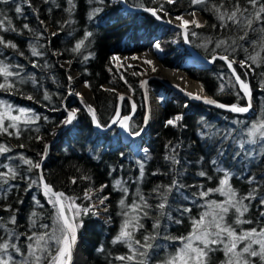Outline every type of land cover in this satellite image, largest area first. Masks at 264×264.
Segmentation results:
<instances>
[{"label":"rangeland","instance_id":"1","mask_svg":"<svg viewBox=\"0 0 264 264\" xmlns=\"http://www.w3.org/2000/svg\"><path fill=\"white\" fill-rule=\"evenodd\" d=\"M66 1L68 3V0ZM126 2L134 7L163 6L167 15L162 19L166 21H172V18L176 17L171 14L174 11L193 12L195 14L193 19L200 26H188L189 32L196 33L189 38L191 45L206 57L216 52L228 55L230 60H236L234 66L238 75L250 87L253 108L246 113H236L199 102L193 104L191 103L193 101L182 98L176 93L173 95L168 87L164 88L161 79L151 78L147 85L154 92V96H157L155 99L162 104L163 124L161 123L162 126L157 131L149 132L152 135L146 133L144 136H148L149 140L135 149L132 139L127 136L124 138L120 130L115 127L104 132L96 131L95 135L90 136L88 117L90 119L91 117L88 111L80 105L79 100L70 99L67 106L76 107L75 109L80 111L77 113L75 124L73 122L72 126L69 125L65 129L71 131V134L69 133L68 136L64 134L65 131L62 133L58 146L53 149V157L49 159L52 161L56 155L64 153L74 156L83 155L86 159L98 163L106 175L102 185L111 186L116 193L115 196H108L105 205H99L97 193L100 187L91 190L93 199L88 203L97 205L98 214L94 215L100 222L89 220L88 226L85 227L84 215L78 218L83 225L78 228L77 233L79 238L82 237L83 254L86 256L83 264H130L115 259L117 256L129 254L127 245L114 244L112 241L118 235L123 222L121 213L126 210L119 201L123 198L126 206L131 205L136 200L138 189L153 207L147 210L149 213L147 217L141 218L140 222L144 227L134 234V238L142 241L144 235H153L158 231L159 236L154 243L161 245L151 251L148 264H160L170 253H174L182 246V241L178 238L188 236L192 230V221L198 219L204 211L211 210L206 208V205L212 202L220 204L227 199L220 192L215 191L210 192L205 198L199 196L201 191L221 187L219 181L225 178V173H228V185L236 193L237 199L249 193L257 197L251 201L243 200V203L249 206V211L241 219L251 220V224L236 225L234 223L236 214L232 210L225 218L226 222L235 227L238 234L251 228L259 230L264 226V220L259 215L264 211L259 204V200L264 198V152L260 151L259 145H247L246 151L254 155V158L244 153L238 158L235 157V153L241 151L238 147L239 142L248 138L244 133L253 122L264 118V34L259 32L262 25L254 21L253 26L257 31L253 32L246 28H238L236 24L228 21L227 16L236 11V0H203L196 5H193L191 0H174V3H168L167 0H126ZM239 5L241 10L247 7L249 12H254L247 5V0H239ZM69 7L71 27L64 42L68 55L74 58L75 64L67 63L70 59H64L62 63L68 67L71 77L76 71L80 80L90 85L89 90L92 91L95 101V113L102 125L111 121L116 109L119 108L121 116L131 117L129 124L134 125L137 130L143 126L148 113L145 96L148 97L149 102L150 98L143 90L141 82L145 78L144 74L151 70V66L140 62L139 58L133 59L139 54L154 56L164 64L161 63L165 68L169 66L171 69L194 75L211 98L237 106L248 105L246 96L225 61L216 60L206 64L193 57L189 58L190 52L185 47L182 30L162 23L150 12L127 10L123 8L121 0H110V2L106 0L104 5L99 4L98 0L88 2L72 0V5ZM97 7L103 10L95 13ZM113 9L117 11L116 14L113 13ZM219 14L225 15V21L219 19ZM90 15L91 19H89ZM237 18L243 19L239 15ZM222 23L227 24V27H221ZM244 31L249 33L247 39L239 40ZM88 32L92 35L85 40V34ZM80 40H84V45L78 52H72L71 49ZM157 41L161 42L159 51L153 47ZM220 41H225V44L221 48H216V44ZM233 41H236L235 45ZM251 41H256V44L253 45ZM233 46L235 52L231 51ZM225 48L228 49L227 52ZM183 55L184 57H181ZM84 56H89V59L84 60ZM251 56H255L256 60L248 59ZM113 57L119 59L113 60ZM241 60H247L253 68H240ZM72 83L73 78L70 85ZM206 84L212 92L206 88ZM221 85H223L222 91ZM162 88L161 93L158 90ZM69 89L73 90L74 87L69 86ZM124 90L132 95L138 105L134 111L133 101L129 97H126L122 103L119 102L120 92ZM219 97H223L224 100ZM4 111H0V114L5 113ZM178 114H182L183 119L177 122L176 126H168L167 120ZM11 115L21 114L15 111L11 112ZM21 118H24L23 115ZM60 125L61 123L47 135L46 145L49 137L57 132ZM104 139L114 140L105 142ZM144 149L147 151H143ZM121 153L124 155L122 156ZM171 156H175L179 163L174 164L170 159H165ZM40 157L37 159L38 162ZM213 161L216 163L213 164ZM141 163L144 165L143 177H140ZM201 171L207 176H199ZM153 173L158 174L153 175ZM173 180L177 181L180 187H173L172 191L168 192L167 189ZM116 181H120L121 185L117 186ZM122 188L128 189L127 196ZM156 188H159L160 192H154L153 189ZM227 190L228 188L225 187V191ZM160 193L167 195V205L164 210L166 215L163 216L155 208V205L161 202ZM76 203L81 206L88 205L78 200ZM105 207L107 211L104 210ZM182 208H189L191 211L181 215ZM156 220L160 221V228L153 230L152 225ZM176 220H181V223H176ZM253 248L258 250L257 245H253ZM226 259L222 246L209 254V264H224ZM249 260L250 264H264L259 257H249Z\"/></svg>","mask_w":264,"mask_h":264},{"label":"snow or ice","instance_id":"2","mask_svg":"<svg viewBox=\"0 0 264 264\" xmlns=\"http://www.w3.org/2000/svg\"><path fill=\"white\" fill-rule=\"evenodd\" d=\"M99 4L104 5L106 0H98ZM110 2V0H108ZM168 3H174V0H167ZM203 0H191L193 5L202 3ZM16 4L14 11L18 15H23V9L21 7V3L28 5L31 7L30 0H20V3H17V0H0V4ZM68 4L72 5V0H68ZM247 5L254 10V12H249L248 8L240 9L239 0H236V11H233L231 15L227 16V20L236 24L238 28H246L253 32L257 31V29L253 26L254 21L259 22L262 26L259 28V32L264 34V0H247ZM103 9L97 7L94 11L95 13L101 12ZM147 12H150L151 15L156 19H162L163 16H166L167 13L163 9V6L160 8H145ZM71 11V9H68ZM194 17V13H192ZM238 15L243 19H238ZM0 30L4 32L12 31L16 32L17 30L11 27V19L0 13ZM251 17V18H249ZM92 16H89L91 19ZM219 19L223 22L225 21V15L219 14ZM176 21H182L179 25L181 29L184 31L181 33L183 39L187 42L190 36L196 35V33L189 32V25H196L199 27L200 25L195 19L187 20L184 19L183 16H176ZM169 23L173 21L169 20ZM43 25V21L40 22ZM5 24L8 27H5ZM221 27H227V24L222 23ZM23 29L30 30L29 25L27 23L23 24ZM20 34H23L22 32ZM58 33H53V35H57ZM248 31H244L243 35L239 37V40H246L248 37ZM92 33L88 32L85 34V40L88 39ZM253 45L256 44V41H251ZM225 44V41H220L216 44V48H221L222 45ZM236 44V41H233V45ZM0 45H4L5 47L15 49L17 45L8 41L6 42L3 36H0ZM82 45H84V40L78 41L75 46L71 49L72 52H78ZM31 48V53L33 56H41L42 52H38L37 47L33 44L28 45ZM153 47L156 50H161V42L157 41L153 44ZM235 47H231V51L235 52ZM247 49H245L246 51ZM228 49L225 48V52ZM23 55V53H20ZM89 56H84V60H88ZM113 60L119 59L118 57H113ZM133 59H138V57H133ZM248 59L255 61L256 57L251 56ZM212 62L216 60H223L226 62V66L231 70L232 74L235 77V81L238 82L239 87L242 93L248 97L249 103L247 106H237L231 105L230 110L236 113H246L251 108V94L248 83L245 80H242L240 75L236 74L235 68L233 67L236 64L235 59H229L228 55H219L217 53H213L211 57ZM145 64L151 66V70L153 72L157 71V68L154 65L152 60L145 59L143 61ZM67 63H71L68 61ZM38 65L34 64L33 67ZM240 68H248L252 69L253 65L249 64L247 60H241L239 62ZM16 70H12V66L4 64L3 61H0V78L3 79V83H0V89L3 90H13L15 88L14 78L20 77L21 66L16 65ZM135 74V73H134ZM12 78V79H10ZM69 80L72 79L71 76L68 77ZM32 83L36 84L37 81L35 78H31ZM23 83V80H20ZM126 83V81H125ZM85 86L89 87L88 82H85ZM221 91L223 90V85L220 86ZM70 95H80L75 92H70ZM191 96V93H186ZM33 97L28 96L27 99L31 100ZM119 100L123 101L125 97L120 95ZM195 99H201L199 96H195ZM44 99H50V97L45 93ZM163 98H160L162 102ZM205 102L208 104H214L216 101L213 99L205 98ZM0 106L5 107L10 111H17L21 115H23V119L21 115H3L0 114V134H7L9 136L15 135L19 137L23 131V127H28L31 124H34L37 120L41 119L40 116L36 115L32 110L25 108L13 109V106L10 104H6L5 101L0 100ZM221 108H224V104L218 105ZM87 110L92 113L91 119L95 123L97 128H107L108 124L102 125L100 121L96 117L95 110L91 105H86ZM136 105H132L133 111L135 110ZM66 117L60 123L61 125H71L77 119V113L80 109H65ZM47 119V117H44ZM183 119L182 114L176 115L172 119H168L166 124L168 126H176L177 122ZM5 120L8 121L5 126ZM130 120V116H121L119 108L116 109L114 117L111 121V127H115L119 125V127L129 136V137H139L142 134V129L137 130L134 125L127 123ZM9 129H13V131H9ZM39 131V129H37ZM248 138L246 140H241L238 144V147L241 151H237L235 153V157H240L242 153L249 154L250 158H254V155H251L246 151L247 145H259L260 151L264 152V118H262L258 122H253L251 126L248 128L247 132L244 133ZM38 139H42V137H38ZM20 148H23L24 145H19ZM47 147V145H46ZM13 149L10 147L0 144V156H4L6 159L12 161L15 159H19L21 164L27 165V172H31L33 168L40 169V163L34 162L31 159H27L20 154L18 157L9 156L8 153L12 152ZM143 151H147L144 149ZM123 156L124 154L121 153ZM166 160H171L174 164L179 163L175 156L165 157ZM213 164L216 161L212 162ZM18 167V166H17ZM0 168L6 169V171H0V191H5L4 186L8 185L9 180H16L19 176V173L16 171L15 167H10L8 164H0ZM158 173H153L156 175ZM144 176V165L140 164V177ZM199 176L206 177L207 174L203 171L199 172ZM228 173H225V178L219 181L221 187L216 189H207L206 191H201L199 196L201 198H205L209 195L210 192H220L227 199L220 204H216V202H212L211 204L206 205V208L211 210L204 211L198 219H194L192 221V230L186 237H179L182 241V246L175 250L174 253H170L168 257L160 262V264H209V254L216 251L221 246L224 250V255L227 258L224 264H250L249 257H259L261 261H264V226H261L259 230L256 228H251L248 230L241 231L239 234L237 233L235 227L228 224L226 222V217L228 216L230 210L234 211L236 214L235 224H251V220L241 219L244 217L245 213L249 211V206L243 203V200H253L257 199L252 193H249L245 197H241L237 199L236 193L231 189L228 185L227 179ZM20 179H28L29 182L27 184V188L25 191L31 189L33 185H37L38 183H42L43 186V195L47 199V203L52 206L54 209V213L51 217V225L48 223H40L38 228L41 231H32L31 234H26L25 239L27 240L26 252L21 250V247L18 246L14 241H18L20 237L15 234L14 230L7 229L3 222V218H0V228H3L6 232L7 238H0V264H72L73 257V249L77 242V233L78 228L82 227V221L78 220L82 215L89 214H98L97 205L96 204H88L87 206H81L76 203L78 197H70L66 196L64 192L55 191L52 185L44 182L43 174L40 175L39 181L31 180L28 177L20 176ZM84 179H88V177H83ZM211 179V177H207ZM77 182L76 178L72 179V183L75 184ZM117 186L121 185L120 181H116ZM179 188L180 185L177 181L173 180L171 185L168 187L167 191L171 192L172 188ZM225 187L228 188L225 191ZM103 189H101L102 191ZM125 196L128 194L127 188H122ZM154 192H160L159 188L153 189ZM255 191V190H254ZM83 199L91 201L93 199L91 190L85 191L83 195ZM108 200V196H102L99 198V205H105V202ZM33 201L36 205L43 208V204H41L40 200H38L35 196H33ZM67 201V203H65ZM137 201H139L137 203ZM160 201L155 205V208L159 211L160 215H166L165 208L167 205V195L165 193H160ZM23 203V201H20ZM120 205L125 207L126 210L122 211L121 215L123 217V222L120 227V231L118 235L112 241L114 244L123 243L126 244L129 249V254L121 255L115 257V259L121 262H130V264H148L150 259V253L152 250L161 247L159 244H155L154 241L159 236V232L155 231L153 235H144L142 241L140 239H135L134 234L142 229L144 226L140 222L142 217L148 216V209H151L153 205L149 204L144 195L139 192V189L136 193V200L133 201L131 205H125V199H121L119 201ZM259 204L261 208H264V198L259 200ZM10 207V206H9ZM107 211V208L104 209ZM189 208L180 209L181 215L185 212H190ZM262 220H264V211L259 213ZM37 218L38 215L36 212H33L29 217L31 221V227L33 229L37 228ZM176 223H181V220H176ZM11 224H16V216L12 215L10 218ZM153 230H158L160 228V221L156 220L152 225ZM253 245L258 246V250L253 248ZM102 250V249H101ZM17 256L20 258L17 259Z\"/></svg>","mask_w":264,"mask_h":264},{"label":"trees","instance_id":"3","mask_svg":"<svg viewBox=\"0 0 264 264\" xmlns=\"http://www.w3.org/2000/svg\"><path fill=\"white\" fill-rule=\"evenodd\" d=\"M86 1L88 2L89 0ZM30 2L32 5L31 7L21 3L23 15L15 13L14 8L16 4L14 3L6 5L0 4V13L7 15L12 21L11 27L17 30L16 32H4L0 30V36H3L6 42L10 41L17 45L15 49L0 45V61L12 66V70H16V65L21 66L20 77L14 78L15 88L11 91L0 89V100L5 101L6 104L12 105L13 109H18L20 107L30 109L36 115L40 116L41 119L28 127H23V125H21L23 131L19 137L0 134V144H4L13 149L12 152L7 154L9 156L18 157L20 154H23L25 158L37 162V159H39L45 150L47 135H49L66 116V112L62 110V101L68 93L71 80L68 79L70 76L68 67L62 63V60L70 59L72 65L75 63L74 58L68 55L64 42L71 27V11H68L70 7L67 1L30 0ZM17 3H20V0H17ZM112 11L114 14L117 13L114 9ZM192 13L193 12L178 13L174 11L171 14L177 16ZM41 21H43V25H41ZM25 23L29 25L30 30L23 29L22 26ZM5 27H8V25L5 24ZM21 32L23 34H20ZM53 33L58 34L53 35ZM29 44L35 45L38 52H42L43 55L33 56L31 48L28 46ZM20 53H23V55ZM190 55L188 57H190ZM181 57H184V55ZM34 64L38 66L33 67ZM189 75L198 80L194 75ZM31 78H35L37 83L33 84ZM21 79L23 83L20 82ZM3 82V79L0 78V83ZM198 82L204 89L202 83L199 80ZM206 88L212 92V90L209 89V85L206 84ZM158 91L162 93L163 88ZM45 93H47L50 99H44ZM28 96H32L33 98L29 100L27 99ZM219 98L224 100L223 97ZM2 110H5V113L2 112L5 116L11 114V112H15L14 110L9 112L5 107L0 106V111ZM44 117H47V119H44ZM7 123L8 121L5 120V126ZM88 123L90 136L95 135V132L98 130L94 128L89 117ZM37 129H39V131H37ZM9 131H13V129H9ZM69 133L71 134L69 130L64 132V134L68 136L70 135ZM38 137H42V139H38ZM114 139H104V141L113 142ZM21 144L24 145L23 148L19 147ZM0 164H8L10 167H15L16 171L19 173L16 180H9L8 185L4 186L5 191H0V218H3V222L7 229L14 230L15 234L20 237L18 241L14 242L21 247L22 251L26 252L25 245L27 244V240L25 239V235H30L32 231H41L38 228L40 223H48L51 225V217L54 213V209L47 203V199L43 195L42 183L33 185L31 189L25 191L29 180L19 178L20 176H25L31 180L39 181V169L33 168L31 172H27V165L21 164L18 158L10 161L4 156H0ZM0 171H6V169L0 168ZM83 177H88V179H84ZM45 178L55 189L64 192L67 196L78 197L79 199L77 200L84 204H90L88 203L90 201L83 199L84 192L97 189L98 187H100V190L97 193V198L116 195L115 190L111 186L102 185L106 175L98 163L88 160L83 155L79 154L76 156L70 153L58 154L52 161L48 160L45 166ZM73 178L77 180L75 184L72 183ZM101 189L103 190L101 191ZM33 196L40 200L41 204H43V208L35 204ZM20 201H23V203ZM33 212H36L38 215L37 228L35 229L31 227V221L29 219ZM12 215L16 216L17 223L14 225L10 223ZM83 217L85 220V227L88 226L89 223L87 222H89V220L100 222L94 214L84 215ZM80 233L82 234V230ZM0 238H7L3 228H0ZM78 239L81 240L83 253L82 237L79 238L78 236ZM19 258L20 257L17 256V259Z\"/></svg>","mask_w":264,"mask_h":264},{"label":"bare ground","instance_id":"4","mask_svg":"<svg viewBox=\"0 0 264 264\" xmlns=\"http://www.w3.org/2000/svg\"><path fill=\"white\" fill-rule=\"evenodd\" d=\"M180 16H183L184 19H187V20L193 19L192 14H182ZM172 21H173L172 23L175 25H180L182 23V21H176L175 17L172 18ZM117 55H119V54H117ZM138 58H139L140 62H142V63H144L143 61L145 59L152 60L154 62L155 67L157 68V71H155V72H153L152 70H148L144 74L145 78L141 82L143 84V86H142L143 90L147 92V94L149 95V98H150V102H149L148 97L145 96V98L147 97V101H148L147 106H148V111H149V115H150V121H149V126H148V131H147L148 135H152V134H149V132L153 133V132L157 131L158 129H160L162 119H163L162 104H160V102L155 99V98H157V96H154V92H152V89L147 85V82L149 81V79H151V78L161 79L162 80L161 82H163L162 85L164 87H168L172 91L173 95H175V93L173 92L172 88H174V89L176 88L177 90H182L186 93H191L193 97L199 96L203 99L208 98V93L204 91V89L202 88V86L198 82V80L187 75L184 71L171 69L169 67L165 68L152 55L139 54ZM189 58H192V56H190ZM195 60H197V59H195ZM199 62H200V60H199ZM72 78H73L74 90L76 91V93L80 94V100H79L80 105L83 106L84 108H87L86 105H91L92 108L95 110V101H94L92 92L80 80L76 71H74L72 73ZM164 81H167L168 84L172 88L165 85ZM125 93L128 94L129 92L124 90V91L120 92V95L125 94ZM246 99H247V96H246ZM191 103H194V102H191ZM247 103H248V100H247ZM75 108L76 107H72V109H75ZM127 123H129V122L127 121ZM56 133L54 135H52L53 137L51 136L48 139V141H51L50 148H49V155H48L49 157H51L53 155V152H54L53 149L56 145V141H54V139H55ZM123 136H124V138H126L124 134H123ZM141 137H135L132 139V145L135 149H138V147H140L144 141L146 142L148 140V138H147L148 136H141ZM75 245H76L75 257H76V261H77L76 263L77 264H83L84 261L86 260V257L82 253V244H81V240L78 239V236H77V242Z\"/></svg>","mask_w":264,"mask_h":264},{"label":"water","instance_id":"5","mask_svg":"<svg viewBox=\"0 0 264 264\" xmlns=\"http://www.w3.org/2000/svg\"><path fill=\"white\" fill-rule=\"evenodd\" d=\"M121 3H122V6L124 7V8H126L127 10H133V11H142V10H144L145 8H147V7H143V6H138V7H134V6H130V5H128V3L126 2V0H121ZM162 23H164V24H167V25H173V26H175L176 28H179V29H181L180 27H179V25H175V24H173V23H169L168 21H166V20H163V19H159ZM182 30V32L184 31V29H181ZM185 41V40H184ZM185 44H186V46L188 47V50L190 51V54H191V56L193 57V58H195V59H197V60H200V61H202V62H204V63H206V64H211V63H213L212 62V60H211V57H212V55L211 56H209V57H206V56H204L203 54H201L197 49H195L192 45H191V43H190V41L188 40L187 42L185 41ZM216 53V52H215ZM217 54H219V55H222L221 53H217ZM233 67L235 68V66L233 65ZM235 72H236V74H238L237 73V71H236V68H235ZM164 83H165V85H167V86H169V87H171L169 84H168V82L167 81H164ZM73 83L70 85V87H73ZM172 88V87H171ZM173 89V92L174 93H176L178 96H180V97H182V98H185V99H188V100H190V101H193V102H199V103H203V104H205V105H209V106H213V107H218V108H221V107H219L218 105L219 104H224L225 105V107L224 108H222V109H227V110H230V106L232 105V104H229V103H226V102H224V101H222V100H219V99H216V98H211V97H209L208 96V98L207 99H213L214 101H216V103H214V104H208V103H206L205 102V99H203V98H201V99H195L192 95L191 96H189V95H187L186 94V92H184V91H182V90H177L176 88L174 89V88H172ZM70 92H75L76 93V91L73 89H69V91H68V93H67V95L65 96V98H64V100L62 101V110H64L65 111V109L67 108V109H72V108H69L68 106H67V103H68V101L71 99H76V100H80V95H70L69 93ZM250 94H251V92H250ZM124 97H129L130 99H132V101H133V103L136 105V107L135 108H137V103L135 102V100L133 99V97H132V95H130L129 93L127 94V93H125V94H122ZM146 99V103H147V105H148V101H147V97L145 98ZM247 100H248V103H249V99H248V97H247ZM79 102V101H78ZM120 102L122 103V101L120 100ZM120 103V104H121ZM250 103H251V108L250 109H252L253 108V98H252V95H251V100H250ZM244 106H247V105H244ZM148 107V106H147ZM240 107H243V106H240ZM86 110H87V108H86ZM88 111V110H87ZM66 112V111H65ZM88 114L90 115V117L92 116V113L91 112H89L88 111ZM96 117H97V115H96ZM97 119H98V117H97ZM92 120V119H91ZM99 120V119H98ZM111 121H112V119H111ZM111 121H109L107 124L109 125V127H107V128H97L96 127V125H95V123L92 121V123H93V126L95 127V129L96 130H98V131H102V132H104V131H107V130H109V129H111L112 127H111ZM149 121H150V115H149V111H148V113H147V115H146V119H145V121H144V124H143V126L140 128V129H142L143 131H142V134L139 136V137H141V136H144L146 133H147V131H148V126H149ZM69 125H60L59 126V128L57 129V133H56V136H55V139H54V141H56V145H55V147L54 148H56L57 146H58V143H59V141H60V139H61V136H62V133L65 131V129L68 127ZM139 129V130H140ZM120 132L121 133H123L125 136H127L128 138H130V139H133V138H135V137H129L121 128H120ZM50 144H51V141H48L47 142V147H46V150H45V152L42 154V156L40 157V160H39V163H40V165H41V167H40V169H39V172H40V175L41 174H43V176H44V182H46V183H48L47 182V180H46V178H45V166H46V163H47V161L48 160H50L49 159V148H50ZM51 157H53V155L51 156ZM48 184H50V183H48ZM51 185V184H50ZM53 187V186H52ZM53 189L55 190V191H59V190H57V189H55L54 187H53ZM75 253H76V245L74 246V249H73V257H72V264H77L76 262V257H75Z\"/></svg>","mask_w":264,"mask_h":264},{"label":"flooded vegetation","instance_id":"6","mask_svg":"<svg viewBox=\"0 0 264 264\" xmlns=\"http://www.w3.org/2000/svg\"><path fill=\"white\" fill-rule=\"evenodd\" d=\"M123 8H124V7H123ZM185 47H187V46H186V44H185ZM187 48H188V47H187ZM187 50H188V49H187ZM188 52H190V51H188ZM124 100H126V97H125V99H124ZM124 100H123V101H124ZM119 102H120V100H119ZM133 104H134V103H133ZM145 105H146V107H147L146 99H145ZM137 107H138V105H137ZM147 108H148V107H147ZM136 109H137V108H136ZM138 109H139V108H138ZM140 115H141V117H142V113H141ZM127 116H128V115H127ZM130 118H131V117H130ZM142 120H143V119H142ZM115 128H117V129H119V130H120V127H119V125H116V126H115Z\"/></svg>","mask_w":264,"mask_h":264}]
</instances>
